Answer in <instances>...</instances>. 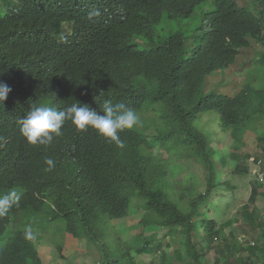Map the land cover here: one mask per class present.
<instances>
[{
  "label": "trees",
  "instance_id": "trees-1",
  "mask_svg": "<svg viewBox=\"0 0 264 264\" xmlns=\"http://www.w3.org/2000/svg\"><path fill=\"white\" fill-rule=\"evenodd\" d=\"M243 1L248 2L6 3L7 13H0V83L12 91L0 103V195L16 191L20 200L0 217V264H54L43 244L63 253L69 237L88 250L91 243L97 248L93 264H264L257 182L251 206L238 220L219 224L208 215L217 202L213 197L233 189L228 177L250 175L239 154L247 134L264 127V0H251L255 14ZM94 12L99 15H90ZM201 17L206 27L196 29L194 49L186 55V35ZM164 19L184 24V30L171 32L153 49L132 45L138 37L154 44ZM252 49L251 68L263 67L256 73L250 68L242 87L236 84L230 94L228 86L237 81L230 82L228 95L200 98L208 77L236 66ZM109 101L135 109L140 117L139 125L119 133L123 148L91 128L78 131L71 121L47 147L28 144L20 133L18 121L34 103L62 110L79 102L103 114ZM212 111L229 134L230 151L221 158L197 125ZM257 132L264 153V132ZM46 158L54 160V167L49 169ZM231 160L237 163L229 169ZM131 195L133 212L143 211V227L169 230L174 237L165 247L155 236L136 235L124 246L119 237L111 238L113 222L133 213ZM235 221L252 230L257 243L245 239L241 247L234 230L227 237ZM26 233L33 238L26 239ZM113 240L117 245L111 249ZM242 250L248 256H241ZM146 255L155 258L146 261Z\"/></svg>",
  "mask_w": 264,
  "mask_h": 264
},
{
  "label": "rangeland",
  "instance_id": "rangeland-1",
  "mask_svg": "<svg viewBox=\"0 0 264 264\" xmlns=\"http://www.w3.org/2000/svg\"><path fill=\"white\" fill-rule=\"evenodd\" d=\"M9 0H0V13L5 14L8 11L6 3ZM249 5V2H242V4ZM250 10L253 13H256L257 10L254 7H250ZM200 23H196L193 27L188 30L186 35L187 39L185 42V52L186 55L194 49L193 43L195 41L194 33L196 29L201 26L206 27V21L201 18ZM69 28V26H68ZM184 30V24L180 22H170L167 19H164L162 24L157 28L158 38L154 44L149 43L143 38L138 37L136 40L132 42V45H137L142 50L153 49L159 47L163 44L165 39L170 35L171 32H179ZM256 52L255 50H250L249 52H243L239 58V62L236 66L231 67L230 69L221 72H217L210 77H208L205 87L202 91L200 98H204L207 94H218L221 93L223 95H228L227 86L229 83H234L228 86V92L230 94H234L235 90L238 89L236 84L239 87H242L247 82V73L248 70L254 64ZM263 67L262 64L255 65L250 71L257 72L256 69H261ZM226 77H224V75ZM210 80V84L208 82ZM199 130L206 136L210 137L213 141V148L215 152L218 154V158L223 156H227L229 154V148L226 147L227 138L229 137L228 132L221 129L218 124V117L215 111L204 114L202 117H199L197 123ZM261 130L264 132V127L262 125L256 126L254 130H251L246 136V146L242 150V153L239 154L241 157L240 161H246L247 165L251 169L250 175L243 176H231L227 178V174L224 175V178L233 181V189H225L222 196L215 195L213 200L217 202H213L212 205L209 206V217L211 220H216L219 224H223L227 221L238 220L241 217V212L245 207H250L249 200L252 194L254 183L257 182L259 190V198L257 202V208L261 211V217L264 219V153L262 151V145L259 142V134L257 131ZM246 157V159H244ZM237 162L231 160L229 162V169L233 168ZM263 165L262 168L257 167L258 165ZM225 166V163H223ZM260 183H259V182ZM136 198L131 195V208L135 207ZM143 211L137 207V210L130 215L128 219L121 220V222L114 221V234L111 232V238L119 237L121 239L122 246L126 245L130 239H133L136 235L141 236L143 240H151L154 236L156 237L157 242L161 243L163 247L166 244L170 243V241L174 237H170L168 232L169 230L160 229L158 227H148L145 228L141 224ZM234 226L226 229L227 237L230 236L232 230L235 232V237L240 243L241 247H244L245 244L243 240L247 239L252 243H257V238L254 237L252 230L249 233L243 228V223L235 221ZM243 228V231L239 228ZM118 233V234H116ZM57 234L63 237V230L57 232ZM116 234V235H115ZM176 236V235H175ZM102 243L104 241L102 240ZM177 244V243H176ZM44 253H46L50 260L54 262V264H93V262L99 259V253L97 252V248L93 246L91 243L89 247L92 249L88 250L86 248V244L83 243L79 246V243L74 242L71 237L68 238V242L66 247H64L63 253H59L58 249L51 244L45 243ZM116 242L111 241V249L116 246ZM173 251L176 247L175 244H172ZM241 250V249H239ZM63 255L65 259H62ZM240 255L243 257L248 256L245 251H241ZM215 256L214 253L211 254V258ZM144 257V256H143ZM142 257V258H143ZM155 258V255H146V261H151Z\"/></svg>",
  "mask_w": 264,
  "mask_h": 264
},
{
  "label": "clouds",
  "instance_id": "clouds-1",
  "mask_svg": "<svg viewBox=\"0 0 264 264\" xmlns=\"http://www.w3.org/2000/svg\"><path fill=\"white\" fill-rule=\"evenodd\" d=\"M248 2L247 9L250 12H252L250 7L257 10L251 4V0ZM92 14L99 15L98 12L90 13V15ZM205 21L207 22L206 19ZM223 75L226 77L225 74ZM11 91L12 89L8 85L0 83V103L7 99ZM102 112L103 114H98L91 107L79 102L72 103L62 110L52 104L34 103L18 123L21 135L26 138V142L30 145L50 146L55 138L62 134L61 130L65 122L71 121L78 131H87L91 128L108 142L114 143L117 148H123L124 142L119 133L126 129H132L141 123L136 110L123 104L113 105L109 101L103 105ZM44 163L49 166V169L54 167L52 158H46ZM257 167L262 168L263 165ZM19 200L20 194L16 191L0 195V217L7 215L13 206L18 204ZM25 235L26 239L33 238L30 233Z\"/></svg>",
  "mask_w": 264,
  "mask_h": 264
}]
</instances>
